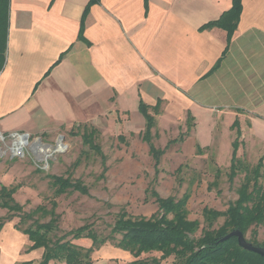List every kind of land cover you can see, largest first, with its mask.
Segmentation results:
<instances>
[{
    "label": "crops",
    "instance_id": "crops-1",
    "mask_svg": "<svg viewBox=\"0 0 264 264\" xmlns=\"http://www.w3.org/2000/svg\"><path fill=\"white\" fill-rule=\"evenodd\" d=\"M90 1L10 0L0 131L41 139L84 124L96 128L108 115L142 140L139 103L161 100L158 132L165 133L158 118L173 102L178 117L190 112L195 118L183 142L192 137L203 147L198 112L264 115L258 113L264 107V0H242L230 42L223 28L203 26L233 0H98L86 13ZM18 221L0 228V264L38 261L43 254V248L28 251L32 242Z\"/></svg>",
    "mask_w": 264,
    "mask_h": 264
},
{
    "label": "rangeland",
    "instance_id": "rangeland-1",
    "mask_svg": "<svg viewBox=\"0 0 264 264\" xmlns=\"http://www.w3.org/2000/svg\"><path fill=\"white\" fill-rule=\"evenodd\" d=\"M173 104L158 118V126L165 129V133H159L154 142L161 148L187 128V118L178 117L179 111ZM258 113L264 114V107ZM198 114L196 135L203 146V152L197 153L198 143L192 137L172 145L162 157L157 184L152 182L156 173L147 144L135 134L125 133L124 128L120 127L119 117L106 115L96 125L99 132L95 137L106 156L105 170L100 154L83 143V127L75 126L74 131L80 132L79 135H73L71 129H62L52 137L42 134L41 139L30 134V144L22 157H12L8 146L0 143V188L1 184L8 187L19 184L14 197L24 205L26 211H30L40 204L51 207L49 201L53 197V189L48 175H71L74 180L80 179L89 188L88 195L69 192L57 198V213L61 215L58 236L85 224H91L100 234L110 235L115 218L122 209L136 217L152 216L157 213L158 205L151 194L146 193L148 187L155 189L161 197L179 198L190 191L189 218L200 222L196 234L199 237L205 223L204 207L223 212L238 198L237 189L244 174L237 175L233 182L229 180L233 142L238 141L237 155L251 165L262 158L264 170V115L257 119L247 114L234 116L233 112L225 116L216 113L212 117L201 112ZM236 120H239V125L233 127ZM156 129L161 131L158 127ZM120 134L127 143L118 139ZM182 164V172L175 175L176 169ZM217 170L220 171L219 176ZM179 177L183 178L182 184H179ZM260 182L264 187V177ZM2 209L0 207V212H5ZM224 219L220 217L215 226L222 225ZM47 220L49 217L41 219V222ZM257 230L256 240L261 242L264 240V226H259ZM245 237L251 240V231ZM73 241L86 246L91 244L87 238ZM160 255V252H154L141 257ZM36 259H40L39 253ZM133 259L129 252L108 242L93 253L92 264H118ZM175 262L172 256L161 264Z\"/></svg>",
    "mask_w": 264,
    "mask_h": 264
},
{
    "label": "trees",
    "instance_id": "trees-1",
    "mask_svg": "<svg viewBox=\"0 0 264 264\" xmlns=\"http://www.w3.org/2000/svg\"><path fill=\"white\" fill-rule=\"evenodd\" d=\"M98 0H91L89 6ZM147 4V1H146ZM242 0H233L232 7L225 11L217 20L211 21L203 28L220 27L227 31L228 41L237 27L242 12ZM10 0H0V71L5 64L7 50L8 24H9ZM162 101L159 100L154 106H150L144 101L139 103V111L145 118V127L141 131L142 140L148 145L149 153L154 161L156 176L152 180L158 183L160 173V163L166 151L174 144L183 142L191 134L195 127V118L189 112L185 131H181L177 138L167 142L164 148L158 147L154 139L159 137L156 130V115L160 113ZM239 125L236 120L233 127ZM81 126V125H80ZM81 133L83 143L88 145L102 157L104 170L106 166V156L100 144L95 141L99 132L94 126L82 125ZM73 135L80 132L71 131ZM238 135L241 133L238 131ZM118 139L125 142V137L120 134ZM232 160L229 170V180L233 182L240 173H243V180L237 189L238 198L229 204L226 211H219L213 208L204 207L203 216L205 223L201 230V235L196 236L200 229V222L189 218L188 202L191 192L186 191L181 197L168 196L161 197L155 189H146L147 194H151L158 205L157 213L150 217L132 216L127 210L122 209L116 216L110 235L98 233L91 224H85L71 229L61 236L59 222L61 215L57 213V198L69 192H80L89 194V188L80 180H74L71 175H48L50 185L53 189V197L49 201L51 207L38 205L36 208L26 211L24 205L19 203L15 197V191L19 184L8 187L1 184L0 207L8 209V214L0 216V228L7 220L15 217L19 218L16 227L28 235L32 244L29 250L43 248V254L38 261H26L22 264H50L51 262L66 264H92L93 253L101 249L108 242H112L114 247L121 248L133 256V260L118 264H161L169 257L176 259L175 264H264V257L248 251L238 244L237 237L223 239L232 230L242 231L244 236L251 231L254 244L264 247V240H256L257 228L264 226V187L260 180L264 177L262 158L255 165L237 155L238 141L233 142ZM203 147L197 146V153L201 154ZM183 164L180 165L175 175L181 173ZM220 171L217 170V176ZM182 184L183 178H178ZM217 180H215L214 184ZM151 182V183H152ZM148 199V197H147ZM224 217V222L219 227L216 223L220 217ZM49 217V220L41 222V219ZM119 235L120 237H117ZM72 239H69V237ZM87 238L91 244L86 246L77 243L73 239ZM160 252L159 257H141L143 254Z\"/></svg>",
    "mask_w": 264,
    "mask_h": 264
},
{
    "label": "built area",
    "instance_id": "built-area-1",
    "mask_svg": "<svg viewBox=\"0 0 264 264\" xmlns=\"http://www.w3.org/2000/svg\"><path fill=\"white\" fill-rule=\"evenodd\" d=\"M0 143L8 146L12 157H22L30 144V134L19 131H0ZM40 145L43 146V142Z\"/></svg>",
    "mask_w": 264,
    "mask_h": 264
},
{
    "label": "water",
    "instance_id": "water-1",
    "mask_svg": "<svg viewBox=\"0 0 264 264\" xmlns=\"http://www.w3.org/2000/svg\"><path fill=\"white\" fill-rule=\"evenodd\" d=\"M229 237H237L239 246L264 257V247L259 244H254L253 242L248 241L242 231L238 229L232 230L223 239Z\"/></svg>",
    "mask_w": 264,
    "mask_h": 264
}]
</instances>
